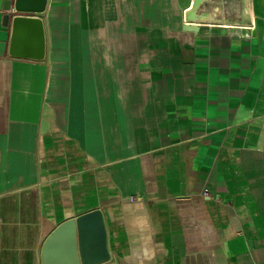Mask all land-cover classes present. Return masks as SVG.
Returning <instances> with one entry per match:
<instances>
[{
    "label": "crops",
    "instance_id": "0c3cea01",
    "mask_svg": "<svg viewBox=\"0 0 264 264\" xmlns=\"http://www.w3.org/2000/svg\"><path fill=\"white\" fill-rule=\"evenodd\" d=\"M192 2L0 9V264H264V0Z\"/></svg>",
    "mask_w": 264,
    "mask_h": 264
},
{
    "label": "water",
    "instance_id": "95a60500",
    "mask_svg": "<svg viewBox=\"0 0 264 264\" xmlns=\"http://www.w3.org/2000/svg\"><path fill=\"white\" fill-rule=\"evenodd\" d=\"M204 0H193L187 11L188 29H197L193 21L197 18L196 9ZM48 0H0V9L4 10V23L10 21L8 55L13 58L43 60L47 55V35L45 22L39 13L46 9ZM101 230L102 222L97 210L88 212L76 220L82 224L85 219L94 217ZM103 238V233H102ZM104 239V238H103Z\"/></svg>",
    "mask_w": 264,
    "mask_h": 264
},
{
    "label": "bare ground",
    "instance_id": "6f19581e",
    "mask_svg": "<svg viewBox=\"0 0 264 264\" xmlns=\"http://www.w3.org/2000/svg\"><path fill=\"white\" fill-rule=\"evenodd\" d=\"M205 1H206V0H204L203 2H205ZM203 2H202V3H203ZM202 3H201V4H202ZM201 4H200V5H201ZM191 5H192V4H191ZM190 8H191V7H190ZM244 11H245V14H247V13L250 14L249 6L245 7V8H244ZM199 16H201V14H197V17H198V18H199Z\"/></svg>",
    "mask_w": 264,
    "mask_h": 264
}]
</instances>
